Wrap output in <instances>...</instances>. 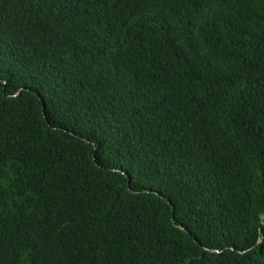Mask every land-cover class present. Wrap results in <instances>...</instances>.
I'll return each mask as SVG.
<instances>
[{
	"label": "trees",
	"instance_id": "trees-1",
	"mask_svg": "<svg viewBox=\"0 0 264 264\" xmlns=\"http://www.w3.org/2000/svg\"><path fill=\"white\" fill-rule=\"evenodd\" d=\"M0 264H264V0H0Z\"/></svg>",
	"mask_w": 264,
	"mask_h": 264
}]
</instances>
